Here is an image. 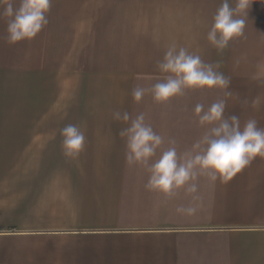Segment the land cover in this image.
<instances>
[{
	"label": "crops",
	"instance_id": "0c3cea01",
	"mask_svg": "<svg viewBox=\"0 0 264 264\" xmlns=\"http://www.w3.org/2000/svg\"><path fill=\"white\" fill-rule=\"evenodd\" d=\"M221 3L52 0L49 23L14 45L0 19V264H264V157L228 183L200 176L197 193L168 197L147 190L148 173L126 163L118 133L128 125L114 119L145 113L163 147L174 138L181 153L202 136L195 105L225 90L188 89L167 103L132 97L169 75L157 64L175 44L230 77L226 117L264 128V0H251L244 36L218 51L207 34ZM160 11L167 30L155 35L139 13L151 21ZM68 124L86 137L75 158L62 146ZM191 205L195 214L176 211Z\"/></svg>",
	"mask_w": 264,
	"mask_h": 264
},
{
	"label": "clouds",
	"instance_id": "9594fccd",
	"mask_svg": "<svg viewBox=\"0 0 264 264\" xmlns=\"http://www.w3.org/2000/svg\"><path fill=\"white\" fill-rule=\"evenodd\" d=\"M0 0V19L6 21L8 44H16L35 38L49 23L47 13L52 0ZM222 0L213 16L212 27L207 34L208 41L218 50L228 48L234 38L244 36L246 19L251 0ZM219 62L206 63L199 55L175 44L170 45L157 68L168 73L162 81L151 88L137 86L132 90L134 102L140 103L146 93H151L154 102L167 103L170 99L183 96L188 89L225 90V98L217 99L209 106L198 103L194 114L198 124L204 128L202 136L191 148L181 152L177 150L174 138L166 139L158 134L146 120L145 113L133 116L128 111H116L114 119L122 121L127 127L118 135L125 141V160L129 166L138 165L148 173L145 188L171 197L184 188L187 193L198 192L196 181L207 176L215 182H230L237 174L248 167L257 157H264V128L258 127L255 118L248 119L243 126L236 115L225 116L228 98L233 93L227 91L230 77L222 71ZM254 79H260L259 76ZM247 103V101H245ZM261 99L257 96L251 101V107L258 108ZM62 146L67 157H77L85 147L86 137L83 131L73 124L61 130ZM159 151V155L157 153ZM193 196V201H198ZM198 206H180L178 213L195 214Z\"/></svg>",
	"mask_w": 264,
	"mask_h": 264
},
{
	"label": "rangeland",
	"instance_id": "374dc122",
	"mask_svg": "<svg viewBox=\"0 0 264 264\" xmlns=\"http://www.w3.org/2000/svg\"><path fill=\"white\" fill-rule=\"evenodd\" d=\"M97 13H99V12H97ZM118 15H120L121 13H123V14H125V18H127V19H132V17L133 18H136L135 17V15L137 14V12H116ZM139 13V12H138ZM154 13V12H153ZM166 13L167 12H162V11H160V12H155V15H152L151 14V12H150V17L152 18L151 19V21H150V19H149V16H148V12H140L139 13V17H141L140 18V20H142V22H144L143 23V25L145 26H143L144 27V29H148L149 31H151L152 32V29L154 30V32H155V35L157 34H160V29H162V28H160L159 29V27H158V25H159V23H160V20H162L163 19V17H164V15H166ZM176 14V13H175ZM149 21V22H148ZM148 22V24H146ZM134 24V23H133ZM146 24V25H145ZM149 24L150 25H152V29L149 27ZM148 25V26H147ZM164 30H165V32H166V30H167V28L165 27V28H163ZM162 29V30H163ZM154 35V34H153ZM149 36V35H148ZM152 36V34L150 35V37ZM111 61L110 62H114V60H113V58H111L110 59ZM109 62V61H108Z\"/></svg>",
	"mask_w": 264,
	"mask_h": 264
}]
</instances>
